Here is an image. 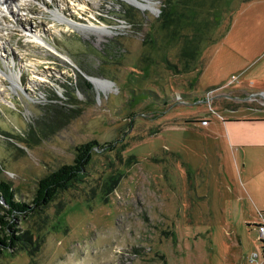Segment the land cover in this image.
Instances as JSON below:
<instances>
[{"label": "rangeland", "instance_id": "1", "mask_svg": "<svg viewBox=\"0 0 264 264\" xmlns=\"http://www.w3.org/2000/svg\"><path fill=\"white\" fill-rule=\"evenodd\" d=\"M161 4L0 0V178L31 201L39 177L72 162L76 145L114 141L95 147L83 179L47 207L41 250H5L0 264H264V210L240 200L241 163L220 149L219 123L225 105L264 112V93L231 88L239 73L222 61L264 45V0H221L218 37L203 45L201 70L185 72L164 59L182 68L160 29ZM90 75L112 85L97 88ZM118 170L107 200L92 191ZM22 225L37 234L35 219Z\"/></svg>", "mask_w": 264, "mask_h": 264}, {"label": "trees", "instance_id": "2", "mask_svg": "<svg viewBox=\"0 0 264 264\" xmlns=\"http://www.w3.org/2000/svg\"><path fill=\"white\" fill-rule=\"evenodd\" d=\"M161 1V11L158 15L160 29L166 39L178 45V57L182 68H179L177 63H172L167 57L164 59L167 65L175 71L195 70L199 65L198 62L202 63L199 58L203 45L213 42L218 37H216L215 29L222 21V17L217 18L215 8L221 0ZM224 32L221 34L223 35ZM197 70H201V67ZM88 84L90 85L91 82L88 81ZM113 146L114 141L100 143L97 139L76 145L72 162L62 163L39 177L31 201L17 198L12 183L0 178V201H2L0 202V253L10 250L12 253L27 251L35 255L40 251L46 241V234L42 230L48 225L50 219L46 212L47 207L57 199L60 192L69 189L83 179L95 147L107 151L112 150ZM130 159L132 157H129L128 161ZM122 173L119 170L112 172L104 179L102 187H94L92 191L101 190L107 200L108 194L119 183ZM64 206L65 202L59 201L56 212L61 211ZM34 219L37 223V234L31 226L23 227L22 225L23 222L29 223Z\"/></svg>", "mask_w": 264, "mask_h": 264}, {"label": "crops", "instance_id": "3", "mask_svg": "<svg viewBox=\"0 0 264 264\" xmlns=\"http://www.w3.org/2000/svg\"><path fill=\"white\" fill-rule=\"evenodd\" d=\"M231 25L232 22L223 34L226 38L234 29ZM230 49L236 51L231 47ZM243 52V56L229 52L228 57L222 59L226 67L231 66L232 74L235 70L239 73L232 76L230 87L242 92L264 93V45L258 48L250 44ZM245 92L240 93L238 98L236 95L230 96V93L224 95L232 100L246 99L248 95ZM225 107L227 113L219 114L222 120L219 122L220 136L223 137L220 149L225 146L233 154L237 168L241 163L244 195L240 200H248L259 210H264V112L261 107L240 102L237 106L230 104Z\"/></svg>", "mask_w": 264, "mask_h": 264}, {"label": "bare ground", "instance_id": "4", "mask_svg": "<svg viewBox=\"0 0 264 264\" xmlns=\"http://www.w3.org/2000/svg\"><path fill=\"white\" fill-rule=\"evenodd\" d=\"M128 2H131V3H133V4H135V5H137L138 7H141L142 9H150L151 8V4L150 3H147V2H151V1H145L144 0V2H142V3H139V2H136L135 0H127ZM152 3V2H151ZM154 4V3H153ZM56 13V12H55ZM54 13V14H55ZM72 24H71V26H73V27H75V28H79V29H85V28H92V29H96V30H98V31H102L103 33H108V34H112L113 33V31L112 30H109V29H107L106 27H104V26H95V25H83V24H80V23H75V22H71ZM13 81L15 82V83H17V81L15 80V79H13ZM93 81H94V83H95V86L97 87V88H104L105 87V85L106 84H108V85H112L111 83H110V80H104V79H100V78H98V77H94L93 78Z\"/></svg>", "mask_w": 264, "mask_h": 264}, {"label": "built area", "instance_id": "5", "mask_svg": "<svg viewBox=\"0 0 264 264\" xmlns=\"http://www.w3.org/2000/svg\"><path fill=\"white\" fill-rule=\"evenodd\" d=\"M233 77H234V75H233ZM214 90H210V91H208V94H210L211 92H213ZM261 212V219H260V221L257 223V226H258V229H259V232H260V239L262 240V241H264V213L262 212V211H260ZM253 257H254V259L255 260H257L258 261V257L260 256V253L258 252V251H254L253 252ZM259 262V261H258ZM260 264V263H259Z\"/></svg>", "mask_w": 264, "mask_h": 264}, {"label": "water", "instance_id": "6", "mask_svg": "<svg viewBox=\"0 0 264 264\" xmlns=\"http://www.w3.org/2000/svg\"><path fill=\"white\" fill-rule=\"evenodd\" d=\"M136 2H139V3H142V2H144V0H135ZM145 1H151L152 3H155V0H145ZM151 9H155V7H154V4L151 6ZM87 78L88 79H90L91 81H93V78H94V76H92V75H90V76H87ZM94 82V81H93ZM202 121H204V122H208V121H206V120H202Z\"/></svg>", "mask_w": 264, "mask_h": 264}]
</instances>
